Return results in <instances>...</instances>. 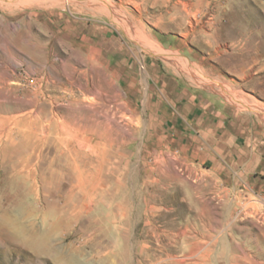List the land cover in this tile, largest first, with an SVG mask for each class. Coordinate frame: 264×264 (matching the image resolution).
I'll return each mask as SVG.
<instances>
[{
	"label": "rangeland",
	"instance_id": "rangeland-1",
	"mask_svg": "<svg viewBox=\"0 0 264 264\" xmlns=\"http://www.w3.org/2000/svg\"><path fill=\"white\" fill-rule=\"evenodd\" d=\"M150 62L264 132V0H0V264H264V175L192 169Z\"/></svg>",
	"mask_w": 264,
	"mask_h": 264
},
{
	"label": "crops",
	"instance_id": "crops-1",
	"mask_svg": "<svg viewBox=\"0 0 264 264\" xmlns=\"http://www.w3.org/2000/svg\"><path fill=\"white\" fill-rule=\"evenodd\" d=\"M146 68L148 77L161 84L167 97L146 108L160 114L163 138L192 169L203 174L237 169L258 172L259 178L264 175V132L255 116L226 99L223 88L173 83L176 79L156 64L147 63ZM257 179H252L254 185Z\"/></svg>",
	"mask_w": 264,
	"mask_h": 264
}]
</instances>
